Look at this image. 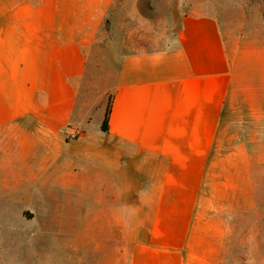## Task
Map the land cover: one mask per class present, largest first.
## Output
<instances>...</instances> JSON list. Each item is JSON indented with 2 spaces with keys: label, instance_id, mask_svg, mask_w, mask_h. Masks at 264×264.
<instances>
[{
  "label": "crops",
  "instance_id": "1",
  "mask_svg": "<svg viewBox=\"0 0 264 264\" xmlns=\"http://www.w3.org/2000/svg\"><path fill=\"white\" fill-rule=\"evenodd\" d=\"M115 1L0 0V201L43 212L46 227L53 199L76 195L64 210L79 214L93 195L78 238L95 264H227L233 220L235 259L253 264L258 254L242 247L245 217L252 245L258 234L253 182L230 171L215 212L201 196L226 121L264 120V47L237 55L217 16L183 13L165 46L123 56L109 129L90 133L79 100Z\"/></svg>",
  "mask_w": 264,
  "mask_h": 264
},
{
  "label": "rangeland",
  "instance_id": "2",
  "mask_svg": "<svg viewBox=\"0 0 264 264\" xmlns=\"http://www.w3.org/2000/svg\"><path fill=\"white\" fill-rule=\"evenodd\" d=\"M194 12L212 13L219 18L235 54L243 52L248 56L251 50L264 47V0H116L90 53L83 98L79 100L90 133L99 129L97 125L102 122L109 96L113 94L123 56L165 46L174 36L181 15ZM235 119L236 116L228 119L217 137L211 172L203 185L201 208L215 212L213 195L220 188L219 182L231 179L230 171H244L245 179L253 182L256 190L259 228H254L258 234L252 245L248 239L253 230L248 226L251 217H245L243 252L246 256L254 249L259 257L253 264H264V120L253 123ZM232 156L244 157V164L225 160ZM72 196L53 199L47 210L51 226L46 227L42 225L43 212L25 210L21 200L18 209H9L12 196L0 201V264H95L93 244H85L78 238L84 231L83 223L95 211V197H83L84 211L78 214L64 210L67 198L77 204L78 197ZM31 202L37 208L42 205L38 199ZM240 230L238 227V233ZM235 231L233 220L227 264H240L235 259L240 251ZM244 264L251 261L245 259Z\"/></svg>",
  "mask_w": 264,
  "mask_h": 264
},
{
  "label": "trees",
  "instance_id": "3",
  "mask_svg": "<svg viewBox=\"0 0 264 264\" xmlns=\"http://www.w3.org/2000/svg\"><path fill=\"white\" fill-rule=\"evenodd\" d=\"M112 102H113V94H111L109 96L108 102L106 104L104 116H103L102 122L100 124V130L102 132H107L109 129L108 128L109 127V117H110Z\"/></svg>",
  "mask_w": 264,
  "mask_h": 264
},
{
  "label": "built area",
  "instance_id": "4",
  "mask_svg": "<svg viewBox=\"0 0 264 264\" xmlns=\"http://www.w3.org/2000/svg\"><path fill=\"white\" fill-rule=\"evenodd\" d=\"M80 130L78 128H74L71 131L67 132L65 134V138L67 140H71V139H77L80 136Z\"/></svg>",
  "mask_w": 264,
  "mask_h": 264
}]
</instances>
